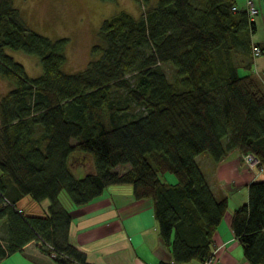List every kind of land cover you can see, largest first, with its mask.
I'll use <instances>...</instances> for the list:
<instances>
[{
    "label": "trees",
    "instance_id": "1",
    "mask_svg": "<svg viewBox=\"0 0 264 264\" xmlns=\"http://www.w3.org/2000/svg\"><path fill=\"white\" fill-rule=\"evenodd\" d=\"M138 1L140 16L103 20L88 65L70 73L69 38L35 31L14 0H0V76L11 83L0 97V261L37 241L55 264H90L70 239L74 214L61 194L84 205L113 184L154 201L174 258L159 264L214 261L229 197L214 192L197 158L208 153L218 165L239 150L264 166L257 16L248 0ZM8 49L38 57L42 73L30 76ZM248 191L231 227L250 264H264V178ZM25 197L48 200L46 213L19 207Z\"/></svg>",
    "mask_w": 264,
    "mask_h": 264
},
{
    "label": "crops",
    "instance_id": "2",
    "mask_svg": "<svg viewBox=\"0 0 264 264\" xmlns=\"http://www.w3.org/2000/svg\"><path fill=\"white\" fill-rule=\"evenodd\" d=\"M257 1L259 6V0ZM259 14V19L256 17L257 31L260 24L264 23L260 6ZM258 39L255 41L264 46V37L260 36ZM262 56L264 54L256 58V65ZM259 72L264 76V72ZM205 160L206 176L214 192L220 195L224 191L229 197L228 210L214 236L215 259L211 264H250L232 230L231 220L235 209L248 201V185L256 179L264 178V166H252L239 150L232 151L218 165L209 158ZM85 171L86 168L76 170L78 175H83ZM168 178L171 181L175 179L172 175ZM61 200L74 214L70 239L86 252L90 264L174 262L173 255L160 234L154 201L151 198L137 199L132 185H109L102 195L84 205H75L68 199L67 202L62 198ZM48 206V200L36 202L29 197L19 202V207L31 214H44ZM21 253L27 256L28 264H55L50 262L51 257L41 251L37 241L28 243Z\"/></svg>",
    "mask_w": 264,
    "mask_h": 264
},
{
    "label": "rangeland",
    "instance_id": "3",
    "mask_svg": "<svg viewBox=\"0 0 264 264\" xmlns=\"http://www.w3.org/2000/svg\"><path fill=\"white\" fill-rule=\"evenodd\" d=\"M151 1L155 2V0ZM237 1L240 6H246L245 0ZM14 5L35 31L52 39L69 38L66 50L67 61L63 69L70 73L80 71L88 65L91 59V48L97 41L98 31L104 19L121 10L140 16L144 9L138 0H14ZM259 6L261 14L264 15V2L261 1ZM260 36L264 37V23L260 24L259 31L253 35V40H259ZM8 53L25 66L30 76L36 77L42 73V65L35 55L11 49H8ZM257 62L254 66L255 73L264 80V76L259 72H264V56ZM167 68L169 75L173 77L172 68L170 66ZM240 73L245 74L247 71L240 69ZM10 88L11 83L0 76V97ZM208 158L211 160L208 153H203L197 158L202 168L205 167L202 161ZM127 166L129 167V165H120L118 170L124 171ZM61 198L65 202L67 199L71 200L65 190ZM26 257L21 252H17L0 264H28ZM51 261L54 262L52 258H50Z\"/></svg>",
    "mask_w": 264,
    "mask_h": 264
},
{
    "label": "built area",
    "instance_id": "4",
    "mask_svg": "<svg viewBox=\"0 0 264 264\" xmlns=\"http://www.w3.org/2000/svg\"><path fill=\"white\" fill-rule=\"evenodd\" d=\"M247 7H248L249 14L252 17V19H255V17L258 15V11H259L255 0H248L247 1ZM253 52H254L255 56H260L262 54V48L259 45L254 44L253 45ZM246 160L252 166H255L256 164L259 163L258 158L253 153L246 155ZM212 262H213V257L211 259H208L207 261H205L203 264H211Z\"/></svg>",
    "mask_w": 264,
    "mask_h": 264
}]
</instances>
